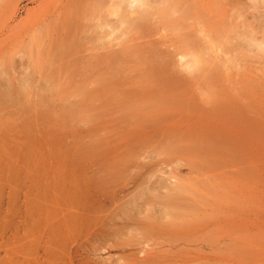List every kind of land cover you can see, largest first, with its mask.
I'll return each instance as SVG.
<instances>
[{"label": "rangeland", "instance_id": "1", "mask_svg": "<svg viewBox=\"0 0 264 264\" xmlns=\"http://www.w3.org/2000/svg\"><path fill=\"white\" fill-rule=\"evenodd\" d=\"M111 1L0 0V264H264V3Z\"/></svg>", "mask_w": 264, "mask_h": 264}, {"label": "bare ground", "instance_id": "2", "mask_svg": "<svg viewBox=\"0 0 264 264\" xmlns=\"http://www.w3.org/2000/svg\"><path fill=\"white\" fill-rule=\"evenodd\" d=\"M111 1V0H110ZM117 1V0H116ZM125 1H127L129 4H134V2L135 3H138V5H140L139 6V8L138 9H141L142 10V8H144L143 9V11L140 13H138L139 14V16H140V18L144 21H146L147 20V18L149 17V16H155V12L154 11H152V9H150V5L151 4H159L160 3V5L162 4V5H164L165 7H164V9L163 10H159V13L157 12V14H158V16H160L161 18H165V20H167L166 19V17L168 16H170V13L171 12H173V13H175L174 11H176V9H177V6H178V4H180V3H182L183 2V0H125ZM115 2V1H114ZM117 2H119V3H121L119 0L117 1ZM117 2H115L116 4H117ZM111 3H112V1H111ZM119 3H118V5H119ZM188 3V2H187ZM260 3H264V0H250V5L248 6V8L249 9H252V11L253 10H256L257 8H258V6L257 5H259ZM113 4V6H112V9L110 10L111 12L109 13L110 15H112V16H116V18H117V16L119 17V7H118V5H114V3H112ZM122 4V3H121ZM127 5V4H126ZM136 5V4H135ZM160 5H157V6H160ZM100 6V5H99ZM129 6V5H128ZM181 6V5H180ZM162 7V6H161ZM133 8V7H132ZM160 8V7H159ZM168 8V9H167ZM131 9V8H130ZM135 10H136V8H134ZM94 10V9H93ZM132 10V9H131ZM107 11V10H106ZM125 11V10H124ZM124 11H122V12H124ZM97 12V11H96ZM131 12V11H130ZM180 12V11H179ZM127 14V13H126ZM252 14V13H251ZM250 14V17L252 16ZM122 16H124L123 14H122ZM131 17V16H130ZM255 17V16H254ZM254 17H251L252 19L254 18ZM126 19H127V16H126ZM124 17L122 18V20L123 21H120L119 20V24H120V27H121V25L122 24H125L126 22H127V20H126ZM170 19V18H169ZM256 20H255V22H257V19L258 18H255ZM251 20V19H250ZM136 21V20H135ZM252 21V20H251ZM145 23V22H144ZM128 26V25H127ZM131 26V25H130ZM137 26V25H136ZM139 28V27H138ZM116 30V29H115ZM116 32V31H115ZM125 32V31H124ZM122 36V35H121ZM257 41V40H256ZM188 42V41H187ZM188 44V43H187ZM190 45V44H189ZM190 49V51H188L189 53H191V55H192V48L190 47L189 48ZM126 53V52H125ZM184 56H185V58H186V54L184 53V55H181V59H183L184 58ZM193 56V55H192ZM192 56H191V58H192ZM180 58V57H179ZM125 59V58H124ZM193 59V58H192ZM195 62H196V57H195ZM192 63V62H191ZM197 63V62H196ZM188 64H190V63H188ZM198 64H199V62H198ZM186 65V64H185ZM193 65V64H192ZM201 65V64H200ZM183 66H184V64H183ZM187 66V65H186ZM191 66V65H190ZM199 66V65H198ZM189 68V67H188ZM198 68V67H197ZM197 70V69H196ZM52 88V87H51ZM168 211V210H167Z\"/></svg>", "mask_w": 264, "mask_h": 264}]
</instances>
